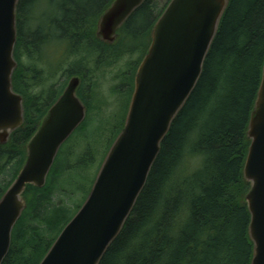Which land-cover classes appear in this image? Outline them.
Returning <instances> with one entry per match:
<instances>
[{
    "label": "trees",
    "instance_id": "1",
    "mask_svg": "<svg viewBox=\"0 0 264 264\" xmlns=\"http://www.w3.org/2000/svg\"><path fill=\"white\" fill-rule=\"evenodd\" d=\"M112 1H20L12 84L24 100V125L0 145V198L22 168L27 142L63 87L56 86L60 71L65 79L79 74L86 80L136 55L112 91L128 92L130 99L150 30L165 7L157 12L156 0H146L123 25L118 41L108 46L95 38L94 29ZM57 51L62 52L61 59L51 58ZM263 64L264 0H229L200 79L162 141L129 218L99 264L251 263L250 215L243 201L249 185L242 171L249 147L247 125ZM83 102L91 114L94 103L84 98ZM104 119L91 121L87 130L94 122L99 133ZM87 121L88 116L72 136ZM123 126L124 119L111 144ZM87 130L83 138L90 140ZM90 153L85 149L80 162L89 161ZM57 157L45 186L27 187V206L13 228L2 264H39L80 208L69 218L72 208L52 204L55 193L75 197L59 181L63 171L54 170ZM74 167L70 164L66 173ZM5 176L12 179L8 185L2 182ZM66 184L73 186L74 180ZM72 200L75 204L76 198Z\"/></svg>",
    "mask_w": 264,
    "mask_h": 264
},
{
    "label": "water",
    "instance_id": "2",
    "mask_svg": "<svg viewBox=\"0 0 264 264\" xmlns=\"http://www.w3.org/2000/svg\"><path fill=\"white\" fill-rule=\"evenodd\" d=\"M21 0H0V145L24 125L23 97L13 90L17 68V9ZM146 0H113L95 35L115 44L119 31ZM229 0H170L150 31V45L134 77L124 126L107 151L90 191L39 264H99L120 234L143 190L162 141L194 91ZM73 77L25 146V161L0 198V264L14 226L26 209L24 193L45 186L60 148L85 120ZM249 147L242 177L250 215V264H264V64L250 113Z\"/></svg>",
    "mask_w": 264,
    "mask_h": 264
},
{
    "label": "rangeland",
    "instance_id": "3",
    "mask_svg": "<svg viewBox=\"0 0 264 264\" xmlns=\"http://www.w3.org/2000/svg\"><path fill=\"white\" fill-rule=\"evenodd\" d=\"M167 2L168 0H156L157 12L162 8L164 9V7L167 6ZM148 41L150 45V38H148ZM135 60L136 55H133L132 57L127 56L123 61L118 62L114 66L96 73L90 78V81L86 80V84H89L90 82L95 84V90L97 93L95 94L96 97L93 94L94 89L91 94L94 101L93 109L91 114L88 115V121L83 130H80L72 136L60 149L54 168L56 173L63 171V175L65 174V176H62V179H59V181L60 183L63 182L62 186L70 187L69 192L75 195L72 199L76 198V203L73 204L74 200L67 195L55 193L53 196L52 204L66 206L69 209L72 208L68 214L69 218L84 202L103 160L102 157L108 151L112 140L121 128L123 119L126 115L129 94L128 92L112 93V91L119 85L118 76L122 71H125V65L132 64ZM101 116L105 118V122L101 123L99 133L95 132V130L97 131L98 129V124L94 125V122L93 125L88 126L89 129L87 130V124H90L91 121L95 119H99ZM111 117L112 122L109 124ZM86 130V135L92 136L90 140H85V138H83ZM87 148L91 151V155L89 161L84 164L83 162H80V159ZM70 154H72V156H70ZM70 164L75 165L77 168L70 172V174H67L66 169ZM72 179L74 180L73 186L66 184L68 180ZM11 180L10 176L8 178H6V176L2 178V182L6 183V185H8Z\"/></svg>",
    "mask_w": 264,
    "mask_h": 264
},
{
    "label": "flooded vegetation",
    "instance_id": "4",
    "mask_svg": "<svg viewBox=\"0 0 264 264\" xmlns=\"http://www.w3.org/2000/svg\"><path fill=\"white\" fill-rule=\"evenodd\" d=\"M109 7V6H108ZM98 19H99V17H98ZM98 19H97V21H98ZM97 21H96V24H97ZM96 24H95V29H94V35H95V31H96ZM122 29V28H121ZM120 29V30H121ZM151 31V30H150ZM121 32V31H120ZM95 38H96V35H95ZM149 38H150V33H149ZM97 39V38H96ZM98 40V39H97ZM99 41V40H98ZM100 42V41H99ZM106 45V44H105ZM109 46V45H108ZM51 52H53V50L51 51ZM49 56H50V54H48ZM56 56L57 57V59H61V57H62V52H60V51H57V52H55V53H53V54H51V58H52V56ZM143 59V58H142ZM63 62V61H62ZM141 62V61H140ZM140 64V63H139ZM139 66V65H138ZM138 68V67H137ZM137 70V69H136ZM135 73H136V71H135ZM73 77H77V78H79L80 79V85H79V87H78V89H77V92H76V94H77V96H78V98L81 100V102L84 104V106H85V108H86V115H85V120H86V118H87V116H88V108H87V106L85 105V103L83 102V98L85 99V101L89 104V102H93L94 103V101H93V99H92V90L94 89V91H93V94H94V96H95V94H97L96 93V90H95V84H94V87H93V85H92V82H90L89 84H86V80H88V79H90V78H86V80H84L83 78H82V76L81 75H79V74H74L73 76H71L70 78H68V79H65V78H63L62 77V72L60 71L59 73H58V75H57V82H56V86L58 87H60V86H62L63 85V87L61 88V90L59 91V93H58V95H57V97L55 98V100L53 101V103H51V105L49 106V108H48V110H47V114H46V116L45 117H47V115H48V112H49V110H50V108L54 105V103L58 100V98L62 95V93H63V91H64V89L66 88V86H67V84H68V82L70 81V79L71 78H73ZM134 77H135V74H134ZM133 90H134V78H133V88H132V93H133ZM132 93H131V96H132ZM81 94V95H80ZM83 94V95H82ZM131 96H130V99H129V103H130V100H131ZM96 97V96H95ZM89 100V101H88ZM129 103H128V106H129ZM91 106V105H90ZM96 110V109H95ZM127 110H128V107H127ZM126 113H127V111H126ZM125 117H126V115H125ZM44 119V118H43ZM42 119V120H43ZM41 120V121H42ZM41 121H40V123H41ZM124 121H125V118H124ZM84 122V121H83ZM40 123H39V125H40Z\"/></svg>",
    "mask_w": 264,
    "mask_h": 264
}]
</instances>
